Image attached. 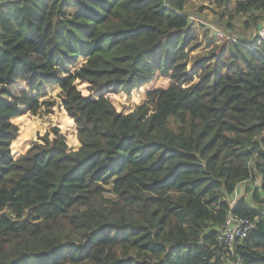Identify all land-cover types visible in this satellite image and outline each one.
<instances>
[{
	"label": "trees",
	"instance_id": "trees-1",
	"mask_svg": "<svg viewBox=\"0 0 264 264\" xmlns=\"http://www.w3.org/2000/svg\"><path fill=\"white\" fill-rule=\"evenodd\" d=\"M215 1L193 59L187 0L0 2V264H264V0Z\"/></svg>",
	"mask_w": 264,
	"mask_h": 264
},
{
	"label": "rangeland",
	"instance_id": "rangeland-1",
	"mask_svg": "<svg viewBox=\"0 0 264 264\" xmlns=\"http://www.w3.org/2000/svg\"><path fill=\"white\" fill-rule=\"evenodd\" d=\"M234 5L235 0H232L230 7H233ZM222 7L223 6L218 5L215 0H187L185 10L190 15L193 29L199 35L197 40V42L199 43L193 50H191L189 55L190 59L204 57L208 55L211 50L218 49L219 46H221L225 42L227 38L226 36H228L229 34H227V32L224 34L222 30L215 28L216 23L224 28L223 21H220V15L217 12V10H220ZM244 19L245 17L241 16L235 19L233 21L234 26L232 30H228V32L231 34V37H235L236 39L250 36H253L254 39L257 35L258 27H251L249 29L245 28L243 26ZM260 25L262 27L264 23H261ZM215 29L221 31L222 34H218ZM82 60L83 57L80 58L79 62H81ZM60 90L61 88L59 86L52 87L47 91L45 97L41 98V100L46 98H57ZM30 117L32 118L31 124L34 126H51L53 124V118L47 116L44 113H41L40 115L30 114ZM260 182L261 179H257L254 183L251 184L252 190L246 192H244V189L247 185H250V183L241 184L240 195H238L237 197L243 196L250 205L257 206L258 203L252 198V192L255 188V185H259ZM108 187H110V185ZM237 197H234L235 201L238 199Z\"/></svg>",
	"mask_w": 264,
	"mask_h": 264
},
{
	"label": "built area",
	"instance_id": "built-area-1",
	"mask_svg": "<svg viewBox=\"0 0 264 264\" xmlns=\"http://www.w3.org/2000/svg\"><path fill=\"white\" fill-rule=\"evenodd\" d=\"M9 1V0H0ZM216 30V29H215ZM219 34L221 31L216 30ZM222 34V33H221ZM257 36L259 42L264 39V25L258 28ZM237 192V191H236ZM238 194H236V197ZM238 198V197H237ZM235 199L231 201V205L235 203ZM257 222L250 220L249 218L240 216L234 213L233 210L229 211L227 215L226 223L220 227L218 237L226 245V247L232 252L235 248V244L239 239H244L248 236L249 232L256 228ZM229 264H242L239 260H229Z\"/></svg>",
	"mask_w": 264,
	"mask_h": 264
},
{
	"label": "crops",
	"instance_id": "crops-1",
	"mask_svg": "<svg viewBox=\"0 0 264 264\" xmlns=\"http://www.w3.org/2000/svg\"><path fill=\"white\" fill-rule=\"evenodd\" d=\"M247 187V186H246ZM240 190H241V188H240V186L238 187V189H237V192H236V194H238V195H240ZM246 191V188L244 189V192Z\"/></svg>",
	"mask_w": 264,
	"mask_h": 264
}]
</instances>
